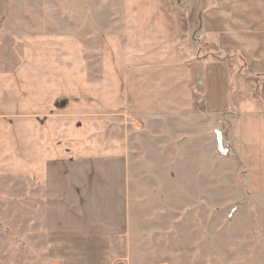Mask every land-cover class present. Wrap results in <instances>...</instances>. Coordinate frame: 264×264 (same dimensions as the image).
<instances>
[{"label": "crops", "instance_id": "crops-1", "mask_svg": "<svg viewBox=\"0 0 264 264\" xmlns=\"http://www.w3.org/2000/svg\"><path fill=\"white\" fill-rule=\"evenodd\" d=\"M123 2L124 40L102 34L95 79L82 44L70 36L30 38L20 68L0 74V168L43 189L46 231L54 247L66 244L62 258H129L112 246L129 231L126 155L104 138L101 119L194 114L198 74L208 115L236 116L229 122L246 168L242 207L264 228V0H204L196 27L188 5L185 28L172 0ZM197 27L206 57L189 62L181 35ZM230 61L245 77L232 79Z\"/></svg>", "mask_w": 264, "mask_h": 264}, {"label": "rangeland", "instance_id": "rangeland-1", "mask_svg": "<svg viewBox=\"0 0 264 264\" xmlns=\"http://www.w3.org/2000/svg\"><path fill=\"white\" fill-rule=\"evenodd\" d=\"M172 2L185 27L188 5L190 21L198 25L204 0ZM123 13V0H0V74L20 68L30 38L70 36L82 44L93 80L102 34L124 40ZM181 37L187 61L206 57L195 42H203L200 32ZM228 63L232 79L245 77L238 61ZM191 89L194 114L124 112L101 119L104 138L116 140L126 155L128 173V237L112 246L118 256L130 257L116 264H264V228L242 207L246 168L233 151L229 122L236 116L208 115L200 75ZM214 131L223 138L221 151ZM0 169V264H80L82 259L62 258L66 244H51L43 189Z\"/></svg>", "mask_w": 264, "mask_h": 264}, {"label": "built area", "instance_id": "built-area-1", "mask_svg": "<svg viewBox=\"0 0 264 264\" xmlns=\"http://www.w3.org/2000/svg\"><path fill=\"white\" fill-rule=\"evenodd\" d=\"M182 1L184 2V0H182ZM195 31H196V33H197V31L199 32V29L196 28ZM195 42L198 43V44H201V38H196V39H195Z\"/></svg>", "mask_w": 264, "mask_h": 264}, {"label": "water", "instance_id": "water-1", "mask_svg": "<svg viewBox=\"0 0 264 264\" xmlns=\"http://www.w3.org/2000/svg\"><path fill=\"white\" fill-rule=\"evenodd\" d=\"M217 142H218V149L221 151V145H220V140H219V135L217 134Z\"/></svg>", "mask_w": 264, "mask_h": 264}, {"label": "trees", "instance_id": "trees-1", "mask_svg": "<svg viewBox=\"0 0 264 264\" xmlns=\"http://www.w3.org/2000/svg\"><path fill=\"white\" fill-rule=\"evenodd\" d=\"M182 24H183V26H182V27H184V28H185V22H184V21H183V23H182Z\"/></svg>", "mask_w": 264, "mask_h": 264}]
</instances>
